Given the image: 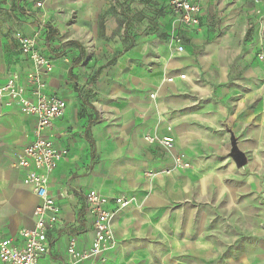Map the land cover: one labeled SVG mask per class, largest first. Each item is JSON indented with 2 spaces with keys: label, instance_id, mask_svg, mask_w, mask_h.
Instances as JSON below:
<instances>
[{
  "label": "crops",
  "instance_id": "crops-1",
  "mask_svg": "<svg viewBox=\"0 0 264 264\" xmlns=\"http://www.w3.org/2000/svg\"><path fill=\"white\" fill-rule=\"evenodd\" d=\"M37 1L41 8L0 0V85L13 73L23 82L32 67L15 33H38V49L53 63L46 93L66 102L42 134L67 155L48 177L60 214L37 264H63L71 239L90 248L89 190L114 213L117 246L104 264H211L214 256L264 264V26L252 0H200L198 28L160 27L179 36L182 52L164 36L123 35L110 0ZM48 27L59 38L49 45ZM35 127L17 106L0 105V241L14 245L39 204L15 166ZM148 135L172 137V149L149 144ZM178 154L190 168L174 167ZM121 195L134 204L116 210Z\"/></svg>",
  "mask_w": 264,
  "mask_h": 264
},
{
  "label": "built area",
  "instance_id": "built-area-1",
  "mask_svg": "<svg viewBox=\"0 0 264 264\" xmlns=\"http://www.w3.org/2000/svg\"><path fill=\"white\" fill-rule=\"evenodd\" d=\"M171 18L184 29H195L200 25L202 5L200 0H164ZM256 7V15L260 25L264 26V0H252ZM41 4H38L40 6ZM42 31L44 29L42 28ZM20 52L32 64L25 73L22 82L18 74H10L6 82L0 85V105H15L25 116L35 118V140L24 148L18 156L15 166L24 171L22 182L29 186L39 200L34 210L35 221L30 229L18 232L19 245H14L11 239L0 241V262L2 264H37L39 259L49 252L47 237L58 222L60 208L48 193V177L57 164L67 155L63 149L42 137V134L52 128L53 122L64 115L66 102L46 93V78L53 70L50 56L42 54L37 46L39 34L25 36L15 33ZM172 41L177 45L178 52L183 51L179 36ZM263 59L262 55L258 56ZM184 79V75L179 76ZM167 78V82H172ZM153 97V96H152ZM149 144L158 143L165 149L173 147V138L165 136L156 138L145 136ZM174 167L181 170L190 168V163L184 154L174 157ZM169 174L170 171H165ZM151 174H147L150 176ZM60 197H64L60 194ZM108 198L95 190H89L85 202L93 219V238L88 250L77 249L76 242L71 239L66 248V258L63 264H79L89 261V264H104L106 253L117 246L115 235L111 229L113 212L107 209ZM116 210L127 208L134 204L132 198L121 195L113 199Z\"/></svg>",
  "mask_w": 264,
  "mask_h": 264
},
{
  "label": "rangeland",
  "instance_id": "rangeland-1",
  "mask_svg": "<svg viewBox=\"0 0 264 264\" xmlns=\"http://www.w3.org/2000/svg\"><path fill=\"white\" fill-rule=\"evenodd\" d=\"M38 2L40 1L36 0L34 4L37 5V8H41L40 6H43V3L41 2V5L38 6V4H40ZM109 6V8L113 11H116V14L119 16L117 17V25L120 27V30L122 29V31H124L125 28L127 29L126 32L131 30V34H133L132 38L134 39L138 35L137 33L141 31V34H146L147 36L153 38L160 39V36H164L165 41L170 44L175 35L174 33H160V27L169 26L168 30H174L176 24L173 18L160 10L158 0H110ZM100 24L103 26V21H101ZM248 27L249 22L247 21L246 28L248 29ZM131 34L129 35L131 36ZM58 40L59 38L52 40L51 42ZM51 45L54 47L53 44ZM49 48L50 47H48V49ZM50 51H52V49H50ZM218 226L220 227V225ZM213 242L214 247L218 249L221 248L220 240L217 241V239H214ZM237 244V241L232 243L234 246ZM222 259V256H214L212 257V261H210V263L222 264Z\"/></svg>",
  "mask_w": 264,
  "mask_h": 264
},
{
  "label": "trees",
  "instance_id": "trees-1",
  "mask_svg": "<svg viewBox=\"0 0 264 264\" xmlns=\"http://www.w3.org/2000/svg\"><path fill=\"white\" fill-rule=\"evenodd\" d=\"M158 3H159V5H160V10H162V11L165 12L168 16H170V12H169L168 7L166 6L164 0H158ZM160 12H161V11H160ZM126 30H127V29L125 28V30H124V31H125L124 34L127 33ZM56 36H57V32H56L54 29H52L51 27H48V29H47V33H46V37H45V43H46L47 45H49L50 42H51ZM65 46H67V47H75V48H77V49L79 50V52H80V56H81V57L83 56V51H82V49H81L80 46H79L78 44H76L75 42H67V43L65 44ZM78 62H79V59L75 61L76 64H77Z\"/></svg>",
  "mask_w": 264,
  "mask_h": 264
},
{
  "label": "water",
  "instance_id": "water-1",
  "mask_svg": "<svg viewBox=\"0 0 264 264\" xmlns=\"http://www.w3.org/2000/svg\"><path fill=\"white\" fill-rule=\"evenodd\" d=\"M243 161L237 160L238 165H241Z\"/></svg>",
  "mask_w": 264,
  "mask_h": 264
}]
</instances>
